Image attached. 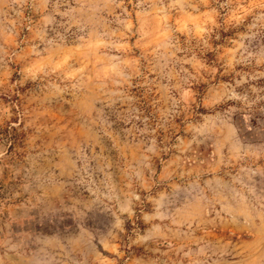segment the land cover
Returning <instances> with one entry per match:
<instances>
[{"label":"clouds","instance_id":"9594fccd","mask_svg":"<svg viewBox=\"0 0 264 264\" xmlns=\"http://www.w3.org/2000/svg\"><path fill=\"white\" fill-rule=\"evenodd\" d=\"M0 264H264V0H0Z\"/></svg>","mask_w":264,"mask_h":264}]
</instances>
